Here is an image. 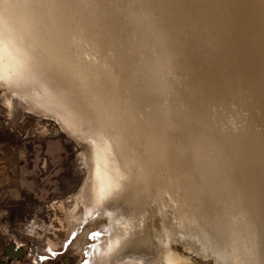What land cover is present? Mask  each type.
Returning <instances> with one entry per match:
<instances>
[{
    "label": "bare ground",
    "instance_id": "1",
    "mask_svg": "<svg viewBox=\"0 0 264 264\" xmlns=\"http://www.w3.org/2000/svg\"><path fill=\"white\" fill-rule=\"evenodd\" d=\"M39 2L58 6L55 25L69 31L62 42L71 38L80 56L65 78L30 87L53 112L30 101L22 106L89 148L80 155L87 172L63 247L104 220L91 236L88 264H112L136 244L144 259L161 254L159 264H264V132L249 125L247 137L244 123L233 121L226 135L243 94L245 101L264 99V0H115L117 31L103 37L113 60L103 56L96 68L84 61L80 42L93 33L72 24L79 0ZM43 11L36 44L55 56L62 49H52L58 42L50 40ZM129 16L139 27L122 21ZM82 23L94 28L89 17ZM28 51L0 34V77L26 73ZM0 89L12 117L17 89Z\"/></svg>",
    "mask_w": 264,
    "mask_h": 264
},
{
    "label": "rangeland",
    "instance_id": "2",
    "mask_svg": "<svg viewBox=\"0 0 264 264\" xmlns=\"http://www.w3.org/2000/svg\"><path fill=\"white\" fill-rule=\"evenodd\" d=\"M113 1L112 5L111 0H79L77 7L72 3L73 10H77L76 13L80 12L73 18L72 24L74 22L76 24L74 31L77 29L80 33L86 34L88 31L93 33L80 42L83 43V51L85 50L88 56L84 61L94 68L98 67L97 64L103 66V56L109 62L113 60L108 57L109 52L105 51L111 44L103 41V37L107 39L110 32L117 31L114 28L116 19L113 17L118 5L115 6V0ZM87 17L94 28L90 25V29L82 23ZM131 18L129 16L127 20L122 21L128 26L133 23L140 25L139 19L132 22ZM49 25L50 40L58 42L52 49L61 50L69 40H72L68 37L66 42H62V36L69 31L60 24L58 27L61 29H58L57 25L53 26V18H49ZM105 67L110 73L111 66ZM130 71L131 78L137 75L133 70ZM100 74L97 73L99 79ZM140 89L144 91L143 85ZM1 95L0 89V264H85L89 259L87 249L94 244L91 236L98 229L103 230L104 220L98 224H88L70 245L63 246L72 230L70 215L74 207V196L83 185L87 172L80 163V155L89 152L88 145L86 142L80 145L68 138L61 132L55 120L38 117L24 110L22 107L24 101L17 96H14L18 104L17 109L14 115L9 117ZM244 96L243 94L239 99L236 111L231 114L232 118L228 119L230 124L226 128V135L233 121L234 126L244 123L242 134L247 137L251 136L249 125L254 127L256 132L262 133V130L264 132V99L259 94L256 101L252 99L245 101ZM245 117L248 120L247 130L243 120ZM146 160L147 158L143 159L145 166L149 164ZM165 204L167 205L166 202ZM167 209L171 223L179 226V216L169 207ZM77 211L83 214V206L80 205ZM145 215L147 216L146 212ZM29 229L32 231L31 235H28ZM164 239L160 241L170 247L173 241ZM137 245L135 248H128L112 264H159L157 259L161 254H149V257L144 259L141 253H138L141 251L140 244L138 247ZM52 246L55 247L53 254ZM175 263L190 264L187 261Z\"/></svg>",
    "mask_w": 264,
    "mask_h": 264
},
{
    "label": "clouds",
    "instance_id": "3",
    "mask_svg": "<svg viewBox=\"0 0 264 264\" xmlns=\"http://www.w3.org/2000/svg\"><path fill=\"white\" fill-rule=\"evenodd\" d=\"M58 6L42 4L39 0H0V34L5 39L14 40L22 48L28 49V63L25 65L26 73L18 72L15 75L5 74L0 77V85L15 88L14 96L31 102L33 109L51 113L53 108L48 102H41L30 87L36 80L46 78L49 80L63 79L68 75L72 65L79 63L80 56L72 40H69L58 55L46 54L37 44L36 39L43 24L45 9L52 19L53 10ZM53 26L55 22L53 20ZM23 95H21V91ZM8 107L11 108V102ZM30 111L32 109H29ZM101 127L104 121L99 118ZM32 231L29 229L28 235ZM85 264H88L86 261Z\"/></svg>",
    "mask_w": 264,
    "mask_h": 264
}]
</instances>
